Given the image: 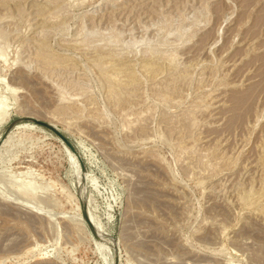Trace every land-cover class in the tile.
I'll use <instances>...</instances> for the list:
<instances>
[{"label":"rangeland","instance_id":"1","mask_svg":"<svg viewBox=\"0 0 264 264\" xmlns=\"http://www.w3.org/2000/svg\"><path fill=\"white\" fill-rule=\"evenodd\" d=\"M0 264H264V0H0Z\"/></svg>","mask_w":264,"mask_h":264},{"label":"water","instance_id":"2","mask_svg":"<svg viewBox=\"0 0 264 264\" xmlns=\"http://www.w3.org/2000/svg\"><path fill=\"white\" fill-rule=\"evenodd\" d=\"M21 123H30L33 124L34 126L40 127L42 129H45L52 133L64 146V148L67 150V152L75 159L76 163L79 166L80 173L82 175L86 174V168L85 165L77 152V150L74 148V146L70 143V141L53 125L48 124L46 122L31 118V117H21L18 119L13 120L3 131V136L8 135L13 128H15L18 124ZM82 220L84 221L87 229L89 230L90 234L92 237L97 238L96 231L94 229V226L92 222L90 221L89 215L86 211L85 206L82 207V212H81Z\"/></svg>","mask_w":264,"mask_h":264}]
</instances>
